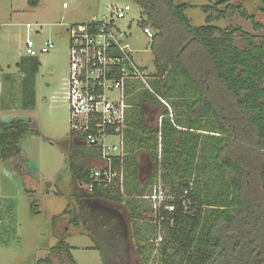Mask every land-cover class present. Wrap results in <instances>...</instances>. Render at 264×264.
Segmentation results:
<instances>
[{"label": "trees", "instance_id": "obj_1", "mask_svg": "<svg viewBox=\"0 0 264 264\" xmlns=\"http://www.w3.org/2000/svg\"><path fill=\"white\" fill-rule=\"evenodd\" d=\"M129 1L141 9L139 24L155 31V73L148 80L154 92L133 95L135 81L126 86L131 107L120 131L121 155L114 158L124 176L119 188L95 185L91 192L81 186L92 183L90 162L102 150L71 132L68 166L76 207L67 223L96 236L105 253L115 236L120 245L132 242L141 264H264V35L215 22L238 12L256 31L264 24L232 0L202 5L207 18L201 26L192 24L187 2ZM23 60L25 81L35 82L38 59ZM28 97L24 105L33 106L34 96ZM33 133L23 120H0V159L20 155L21 139ZM142 157L153 171L144 183ZM159 182L174 196L169 202L175 210L145 218L154 210L143 199ZM59 222L53 219L55 232ZM70 249L60 240L52 248L55 259L37 264H64L65 252L74 262Z\"/></svg>", "mask_w": 264, "mask_h": 264}, {"label": "rangeland", "instance_id": "obj_2", "mask_svg": "<svg viewBox=\"0 0 264 264\" xmlns=\"http://www.w3.org/2000/svg\"><path fill=\"white\" fill-rule=\"evenodd\" d=\"M178 1L192 4L187 15L194 26L206 24L207 14L201 6L208 4V0ZM125 4H130L132 9L125 18H115L114 10ZM231 4L243 5L250 15H255L256 20L264 24L261 0H232ZM111 18H114L117 28L132 34L128 42L134 59L147 74L146 83L134 80L130 93L134 95L146 89L154 92L148 81L155 73L152 40L143 34L139 24L141 9L133 2L39 0L34 5L30 0H0V120L20 119L34 130L33 134L21 139L20 155L7 162L0 159V223L4 221L8 228L3 238L5 243L0 246V264H37L38 260L46 257L54 260L52 248L59 245L60 240L71 247L70 253L74 258L71 262L65 252L64 264H106L107 257L109 264H141L133 243L120 245L116 236L107 244V253L101 250L98 238L85 232L83 226L77 229L70 226L69 233L63 238L60 236L67 218L74 217L76 207L70 193L72 172L68 166L70 151L67 147L72 132L66 99L70 49L67 24ZM215 24L224 28L239 26L253 34L264 35V28L256 31L253 21L243 18L238 12ZM51 39L56 44L55 49L41 54V46ZM28 41L35 46L39 61L35 82L25 81L23 66L19 64L28 57ZM29 93L34 96L33 106L24 105L26 99L32 100L26 98ZM228 101L227 98L226 104ZM119 140L118 137L111 138V142ZM96 161L90 163L100 166ZM141 163L144 183L153 171L145 157ZM147 195L143 199L144 204L150 205ZM120 210L126 213L124 207ZM143 216L149 218L154 214L147 212ZM55 217L61 219L59 223L62 225L57 233L53 228Z\"/></svg>", "mask_w": 264, "mask_h": 264}, {"label": "built area", "instance_id": "obj_3", "mask_svg": "<svg viewBox=\"0 0 264 264\" xmlns=\"http://www.w3.org/2000/svg\"><path fill=\"white\" fill-rule=\"evenodd\" d=\"M131 9L130 4H125L113 13L115 18L121 19ZM67 31L70 49L66 99L72 132L83 136L90 145L100 146L102 150L100 159H97L100 166L91 171L92 183L81 186L91 192L95 185L100 189L119 188L124 176L121 170L114 167V158L121 155L120 131L131 107L126 86L134 80L146 83L147 74L134 59L133 49L128 42L132 34L117 28L114 18L67 24ZM142 32L150 40L155 36V31L149 25L142 26ZM55 46L54 40L45 41L40 53H49ZM27 55H37L31 41L27 42ZM112 137L120 140L111 142ZM147 198L155 217L163 210H175V206L169 202L174 196L161 182L154 185ZM160 219H164V215ZM158 233L157 247L162 241L160 223Z\"/></svg>", "mask_w": 264, "mask_h": 264}, {"label": "crops", "instance_id": "obj_4", "mask_svg": "<svg viewBox=\"0 0 264 264\" xmlns=\"http://www.w3.org/2000/svg\"><path fill=\"white\" fill-rule=\"evenodd\" d=\"M37 31H39V29L37 30ZM29 57V56H28ZM31 57V56H30ZM34 57H37V55L36 56H34ZM96 161V160H95ZM97 162V161H96ZM1 220V219H0ZM1 222V221H0ZM5 222L4 221H2V223H0V246L1 245H3V244H1L2 242L3 243H5V241H3V238L6 236L5 235V229H8L7 228V225L6 224H4ZM67 223V222H66ZM66 226H64V228H63V231L61 230V234L60 235H62L63 234V232L65 231L66 233H69L68 232V230H69V228H70V226H72V228H76L77 229V227H75V226H73V225H71V224H69V223H67V224H65ZM62 227V225L60 224L58 227H57V230H59L60 228ZM62 229V228H61ZM5 239V238H4Z\"/></svg>", "mask_w": 264, "mask_h": 264}]
</instances>
